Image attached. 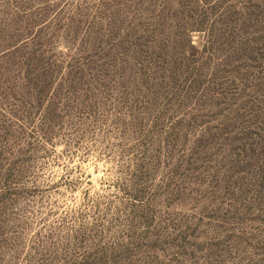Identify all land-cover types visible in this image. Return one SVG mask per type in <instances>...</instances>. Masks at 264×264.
I'll use <instances>...</instances> for the list:
<instances>
[{"label":"rangeland","instance_id":"374dc122","mask_svg":"<svg viewBox=\"0 0 264 264\" xmlns=\"http://www.w3.org/2000/svg\"><path fill=\"white\" fill-rule=\"evenodd\" d=\"M0 264H264V0H0Z\"/></svg>","mask_w":264,"mask_h":264}]
</instances>
